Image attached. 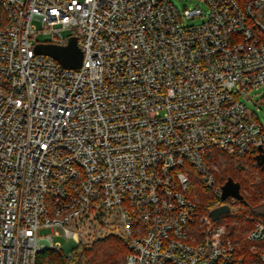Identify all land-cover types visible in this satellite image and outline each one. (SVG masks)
<instances>
[{
  "label": "built area",
  "instance_id": "2783aa9c",
  "mask_svg": "<svg viewBox=\"0 0 264 264\" xmlns=\"http://www.w3.org/2000/svg\"><path fill=\"white\" fill-rule=\"evenodd\" d=\"M71 38L79 69L35 51ZM260 87L264 0H0V264L111 236L124 264H264L188 192L194 171L226 205L216 158H264V125L239 100ZM246 219L253 251L264 217Z\"/></svg>",
  "mask_w": 264,
  "mask_h": 264
},
{
  "label": "trees",
  "instance_id": "16d2710c",
  "mask_svg": "<svg viewBox=\"0 0 264 264\" xmlns=\"http://www.w3.org/2000/svg\"><path fill=\"white\" fill-rule=\"evenodd\" d=\"M257 157L249 154L240 158L222 156L215 160L219 171L215 174L216 183L222 187L231 180L238 185L241 196L233 205H229L227 200L224 201L229 212L213 221L215 231L219 232L220 238H229L239 243L238 254L243 256L246 263L256 259L258 253H264V242L257 243L255 250L250 251V245L245 239V230L252 225L246 217H264V160L260 163ZM190 177L189 196L195 204L198 216H207L221 202L206 191L194 171ZM126 254L124 243L111 236L96 241L91 248L76 245L69 254L41 252L36 257V264H118Z\"/></svg>",
  "mask_w": 264,
  "mask_h": 264
},
{
  "label": "water",
  "instance_id": "95a60500",
  "mask_svg": "<svg viewBox=\"0 0 264 264\" xmlns=\"http://www.w3.org/2000/svg\"><path fill=\"white\" fill-rule=\"evenodd\" d=\"M35 51L37 54L50 56L66 69L75 70L79 69L81 66L82 54L73 38L69 39L66 46L37 45ZM257 159L260 163L264 160L261 156H258ZM221 189V201H225L228 198H234L237 201L241 199L238 185L234 184L231 180H228ZM228 212L229 207L227 205H222L211 210L209 216L215 221Z\"/></svg>",
  "mask_w": 264,
  "mask_h": 264
},
{
  "label": "rangeland",
  "instance_id": "374dc122",
  "mask_svg": "<svg viewBox=\"0 0 264 264\" xmlns=\"http://www.w3.org/2000/svg\"><path fill=\"white\" fill-rule=\"evenodd\" d=\"M170 2L174 5V7L179 12H182L184 8L192 7L194 4H198V0H170ZM202 8H203V6H202ZM185 23L186 24H196V23H199V21L198 20L187 21ZM34 26H35V29H37V30L41 29V25L36 21H34ZM61 33L64 37H67L70 35V32L66 31V30L62 31ZM47 40H48V38L45 34L39 33L37 35V38H36L37 42H45ZM239 100L253 114L254 119H256L258 122H260L262 125H264V87H260V88L253 89V90L249 91L247 94L241 96L239 98ZM222 156H224V155H221L220 157H222ZM217 172H219L218 169H217V171H215V174H217ZM190 189H189V191H191ZM44 233H48V231H44ZM54 242H58L61 247H65L68 244V240L63 238V237L54 238ZM92 245H90L86 248H91ZM124 259L121 262H119L118 264H124Z\"/></svg>",
  "mask_w": 264,
  "mask_h": 264
}]
</instances>
